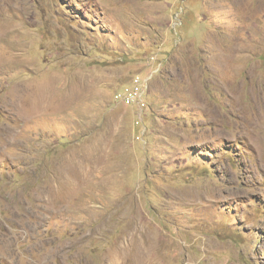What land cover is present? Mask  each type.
<instances>
[{
	"label": "rangeland",
	"instance_id": "374dc122",
	"mask_svg": "<svg viewBox=\"0 0 264 264\" xmlns=\"http://www.w3.org/2000/svg\"><path fill=\"white\" fill-rule=\"evenodd\" d=\"M131 223L152 264H264V0H0V264H107Z\"/></svg>",
	"mask_w": 264,
	"mask_h": 264
},
{
	"label": "bare ground",
	"instance_id": "6f19581e",
	"mask_svg": "<svg viewBox=\"0 0 264 264\" xmlns=\"http://www.w3.org/2000/svg\"><path fill=\"white\" fill-rule=\"evenodd\" d=\"M219 58V57H218ZM225 58V57H224ZM223 59V58H222ZM232 60V59H231ZM148 80V79H147ZM135 82H142V78L141 77H139L138 75L136 76V78L135 79H133L132 80V82H130L128 85H126V86H124L120 91H118L117 93H116V95H115V101H116V103L117 104H129V105H135L136 107H137V104H134L131 100H130V96H126V94H127V90H134L135 89ZM147 93H148V84H147V87L145 88V90L141 93V102L145 105V109H146V107H147V104H146V95H147ZM123 96V101L122 102H120V100H121V97ZM137 109H138V107H137ZM139 111V110H138ZM136 124H138V120H137V122H136ZM144 135V134H143ZM109 186V185H108ZM106 187V186H105ZM105 187H103V188H105ZM119 189V188H118ZM74 201H75V204H80V199L79 198H76V199H74ZM71 201H69L68 199H66V200H63V201H59V203L58 204H60V205H62V207H59L60 209L61 208H63V207H70L71 205H73V204H71L70 203ZM133 202H134V200H133ZM133 202H131V204L133 203ZM127 203H129V205H130V201L129 202H127ZM134 204V203H133ZM114 205V204H113ZM127 205V204H126ZM125 208H127L126 206H125ZM133 208V207H132ZM129 209H131V206H130V208ZM127 210V209H126ZM125 211V210H124ZM118 213H119V211H118ZM116 214V213H115ZM125 215H127V213H125ZM108 216V215H107ZM112 217L114 216V214L113 215H111ZM108 219V221L110 220V218H107ZM115 219V218H114ZM112 220V219H111ZM111 220L109 221V222H107L106 224H108V225H112V222H111ZM116 221V220H115ZM106 222V221H105ZM132 222V221H131ZM113 223H114V220H113ZM103 224V223H102ZM103 225H105V223L103 224ZM99 227V226H98ZM112 227V226H111ZM114 227V226H113ZM128 229H130L131 231H134L133 233L132 232H130L129 233V235L127 234V233H123L122 234V238L124 239V242L127 244V245H125V246H122V245H120V244H122V240H120V242H117V243H115V244H113V246H112V248H111V250L109 251V254H107L106 256H104L103 257V262L104 263H107V264H116V262H117V260L119 259V258H116L118 255H120L121 253L123 254H125V259H126V262H127V264H152V263H155V262H158V260H159V258H160V254H159V248L157 249V246L155 247H152V246H150L149 244H150V242H151V237H150V235L151 234H149L147 231L148 230H146L145 231V229L144 230H141V232H140V234H139V236L141 235V239H142V245H138L137 247H136V245H135V242L132 240L133 238H132V235H134L135 234V228H134V226L132 225V223L130 224V225H128V227H127ZM99 231L100 232H102L103 231V227H100V229H99ZM150 231V230H149ZM126 232V231H125ZM132 233V234H131ZM138 233V232H137ZM137 235V234H136ZM136 238V237H135ZM138 239H140V238H138ZM157 240V239H156ZM155 241V240H154ZM158 241V240H157ZM156 242V241H155ZM147 243H149L148 245H147ZM157 243V242H156ZM138 244H140V243H138ZM157 244H159V243H157ZM155 245V244H154ZM172 246V245H171ZM159 247H160V245H159ZM160 249H161V247H160ZM152 251H154V254H152L153 252ZM161 252V251H160ZM164 252V251H163ZM164 256H165V254H163ZM171 258V257H170ZM161 261V260H160ZM125 262V261H124Z\"/></svg>",
	"mask_w": 264,
	"mask_h": 264
},
{
	"label": "built area",
	"instance_id": "2783aa9c",
	"mask_svg": "<svg viewBox=\"0 0 264 264\" xmlns=\"http://www.w3.org/2000/svg\"><path fill=\"white\" fill-rule=\"evenodd\" d=\"M147 87V80L142 79V82H135V89L134 90H127L126 96H130V100L137 104L139 110V117H138V125L142 123L143 117L142 114L145 111V105L141 102V93ZM123 101V96L121 97L120 102Z\"/></svg>",
	"mask_w": 264,
	"mask_h": 264
}]
</instances>
